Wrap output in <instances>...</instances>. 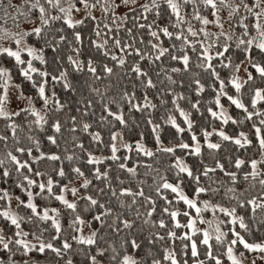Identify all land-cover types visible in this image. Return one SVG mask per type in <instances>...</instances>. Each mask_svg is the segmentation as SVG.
<instances>
[{
  "label": "snow or ice",
  "instance_id": "obj_1",
  "mask_svg": "<svg viewBox=\"0 0 264 264\" xmlns=\"http://www.w3.org/2000/svg\"><path fill=\"white\" fill-rule=\"evenodd\" d=\"M0 9V264H264V0Z\"/></svg>",
  "mask_w": 264,
  "mask_h": 264
},
{
  "label": "trees",
  "instance_id": "obj_2",
  "mask_svg": "<svg viewBox=\"0 0 264 264\" xmlns=\"http://www.w3.org/2000/svg\"><path fill=\"white\" fill-rule=\"evenodd\" d=\"M5 2H7V0H5ZM14 2H15V0H14ZM0 16H2V9H0ZM194 23H195V22H194ZM25 25H26V24H25ZM8 26H9V27H12L10 23H9ZM21 27H24V25H21ZM210 27H211V26H210ZM37 63H38V62H37ZM162 75H163V74H161V76H162ZM177 75L179 76L180 74H177ZM22 79H23V78H22V77H19V75L17 74V80H22ZM185 79H187V77H185ZM256 83L259 84V81H257ZM29 87H30V86H29ZM228 90H229L230 94L234 91V89H231V88H229ZM188 94H189V95H193V96L195 95L194 93H188ZM203 95L205 96V98H209L210 95H211L210 90L206 89V91H205V93H204ZM243 98H244L245 102L247 103L248 100H249V90H248L247 88L243 91ZM222 102L224 103L225 107L228 108L229 112H231L233 115H236V114H238V113L241 111V110L235 109L234 106L229 107V103H230V102H228L226 98H222ZM258 106H260V107H264V102H260V105H258ZM163 114H164V113H163V109H160V110L157 112V115H158V116H159V115H163ZM202 122H206V123H208L209 125H212V124H213V121H212V120H207V121H202ZM214 126L219 127V122H216ZM236 127H237V126L231 125V123H229V125H224L225 130L228 131L230 134L232 133V131H233L234 128H236ZM0 130H3V124H2V123H0ZM243 130H245V131L248 130V123H247V122H245V124L243 125ZM167 131H171L170 126H166V132H167ZM104 137H105V139H107V130L104 131ZM83 138L85 139L86 146H91V147L95 150V145H89V144H88V138H87L86 134L84 135ZM41 139H42V145H41L42 150H46V149L51 148L52 150L62 151V150L64 149V147H66V145L64 144L63 139H61V140L59 141V144H60L59 149H57L56 146L51 145L49 142H47V141H46V138H44L43 136H41ZM149 139H150V138H149ZM211 139H213V140L217 139V137L215 136V134H214V136H213ZM166 142H167V141H166ZM67 147L70 148V145H67ZM231 150H232L231 145H228V144L226 143L225 148L221 150V154H225L227 151H231ZM2 151H3V145L0 144V152H2ZM105 151H106V150H105ZM251 151H254V148H253ZM251 151H249V152H247V153H244V154H245V155H250V154H251ZM177 154H180V153H179V150L177 151ZM81 155H83V153H81ZM193 159H194V158H193ZM190 162H192V161H190ZM70 163H72V162L65 161V162H64L65 167L67 168V166H68ZM81 163H84V162L81 161ZM48 167H51V165H48ZM94 183H96V182L94 181ZM0 187H12V188L14 189V191H16L17 193L19 192V190H18V189H15V186L12 185V182H11V181H9L7 185L0 184ZM258 187H259V186H257V188H258ZM186 191H189V190L186 189ZM253 192L255 193V192H256V189H253ZM217 199H220V198L217 197ZM224 202H227V199H226V198H225V201H224ZM51 206H60V205H59V202L52 201V202H51ZM181 206H182V207H185V208L187 207L186 205H182V202H181ZM219 215H220V216H223V214H219ZM62 219L64 220V222H65V224H66V223H67V219H68V214H67V211H66V210L64 211V216L62 217ZM46 235H47V234H46ZM254 236H255V238L259 239V238H261V233H260V232H257V231H254ZM16 258H17V260H19V256H17ZM75 259H76L77 261H79L81 258H80V257H76ZM224 259H225V261H226V264H231L230 261H227V257H226V256L224 257ZM39 260H40V264H48V261H54L55 258H54L53 256H51V255H49V256H47V257H45V256H40V257H39Z\"/></svg>",
  "mask_w": 264,
  "mask_h": 264
},
{
  "label": "rangeland",
  "instance_id": "obj_3",
  "mask_svg": "<svg viewBox=\"0 0 264 264\" xmlns=\"http://www.w3.org/2000/svg\"><path fill=\"white\" fill-rule=\"evenodd\" d=\"M141 2H143V0H141ZM97 14H99V13H97ZM26 26L27 25H24V27H26ZM3 43H4V41L0 40V44H3ZM241 75H243V68L241 69ZM77 183H79V182L77 181ZM69 198L71 199V196L70 195H69ZM13 206H15V200H13ZM210 215L211 214L209 213V216ZM199 226H201V227H207V225H199ZM240 247L242 248V246H240ZM245 254H246V256L248 257L249 260H255L256 261V264H262V262L259 259V255H260L259 253L246 252ZM246 264H247V262H246Z\"/></svg>",
  "mask_w": 264,
  "mask_h": 264
}]
</instances>
